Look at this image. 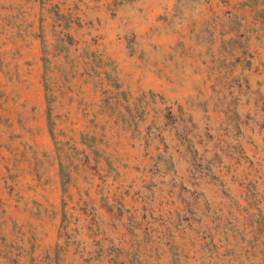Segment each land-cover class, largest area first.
I'll return each mask as SVG.
<instances>
[{"label": "rangeland", "instance_id": "rangeland-1", "mask_svg": "<svg viewBox=\"0 0 264 264\" xmlns=\"http://www.w3.org/2000/svg\"><path fill=\"white\" fill-rule=\"evenodd\" d=\"M0 264H264V0H0Z\"/></svg>", "mask_w": 264, "mask_h": 264}]
</instances>
